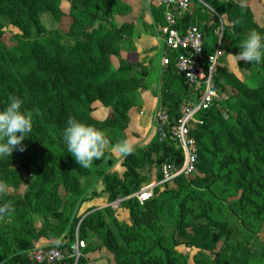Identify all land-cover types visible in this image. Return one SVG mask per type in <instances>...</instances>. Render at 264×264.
Wrapping results in <instances>:
<instances>
[{"label":"trees","instance_id":"trees-1","mask_svg":"<svg viewBox=\"0 0 264 264\" xmlns=\"http://www.w3.org/2000/svg\"><path fill=\"white\" fill-rule=\"evenodd\" d=\"M64 1L0 0V108L9 95H16L33 112L30 137L15 146L9 157L0 158V182L16 189L25 187L22 195L0 196V203L13 207L11 218L0 217V264H37L26 254L42 240L56 242V248L69 256L77 238L87 243L78 264H90L87 256L101 249L113 256L114 264H189L188 255L178 249L181 246L196 250L194 264H248L239 246L236 263L222 259L219 244L231 232L212 214L221 206L249 210L254 221L264 220V63L238 61V67L252 75V88L219 62L216 86L230 93L233 101L225 111L227 118L216 103L203 113L202 123L191 131L198 150L197 172L157 187L153 198L141 204L133 196L151 178L143 177L140 170H155L161 180L162 165L182 164L177 145L161 143L153 136L124 157L125 172L120 176L111 172L113 163L106 150L92 167L84 169L62 140L69 117L126 138L135 95L148 84L137 65L121 61L114 70L113 57H120L128 39L123 29H104V25L114 14L127 15L130 8L122 0H71L74 20L70 32L61 37L47 32L44 17H60ZM150 8L154 21L166 26L165 8L156 0H150ZM191 8L193 14L177 21L176 28L184 33L192 24L204 33L205 58L215 53L222 27L221 49L230 39L243 40L252 30L264 33L242 1L211 2L215 13L198 0H192ZM8 27L19 31L13 35L16 46L12 48L3 42ZM191 92L172 61L162 75L161 106L177 118L181 105L193 101ZM96 104L112 108L106 120L91 116ZM54 145L64 153L56 154ZM86 176L104 183L107 204L119 202L118 209L91 208L85 217H77L86 201L81 183ZM219 186L233 187L235 195L220 203L214 195ZM165 213L176 221L177 234L171 238L164 232ZM93 238L101 244H91ZM57 264H75V260L67 258Z\"/></svg>","mask_w":264,"mask_h":264},{"label":"rangeland","instance_id":"rangeland-1","mask_svg":"<svg viewBox=\"0 0 264 264\" xmlns=\"http://www.w3.org/2000/svg\"><path fill=\"white\" fill-rule=\"evenodd\" d=\"M122 1L126 5H128V7L130 8V12L127 15L114 14L110 17L109 20L110 22L104 25V29H110V30L123 29L126 34V39H128L124 44V50L122 51L120 57L119 58L113 57L112 62L114 65V70L118 69L121 61H127L130 65H137L138 67H140L139 74L146 75L145 77L147 78L148 75L147 71L150 69L152 70L154 62L156 61L155 62L156 65L158 59L160 61V58L162 59L163 57V55H161V49L164 48V45L162 47L163 32L165 27L167 26V23L166 26H163L161 22L158 24L156 20L154 21V18L151 14L150 0H122ZM198 1L201 2V4H203L205 7L210 9V11H212L213 13H215V11L211 8V2L218 1V2L227 3L229 1H233L237 3L239 1H242L243 5L251 10L253 14L254 22L259 27L264 28V0H198ZM71 8H72L71 0H65L62 4L63 14L60 17L54 18L49 15H46L44 17V21L48 33L54 32L55 34H58L61 37H63L64 35H67L70 32V26L74 20L73 17L70 15ZM193 11H195V9L193 8L189 9L185 14L177 11V14H175L176 23L177 21L180 22V20L183 19L185 15H192ZM147 18L149 19L148 21ZM162 19L163 21L165 20L166 22L165 13ZM185 25H187V23H185ZM187 26L188 28H190L196 25L188 24ZM5 31L6 34L3 38V42L9 48L15 47L16 44L12 39H13V35L19 34V31L12 27H8ZM218 33L220 34V38H222L223 27L218 31ZM151 36H154L155 38L158 39L157 47L152 49L149 48L150 44L146 43L147 37L150 38ZM128 41H131L130 43L131 45L127 43ZM241 41L242 40L230 39L226 43V47L222 49L223 56L219 62L220 65L229 68L242 82H244L249 87L253 88L255 87V82L252 75L246 71L241 70L238 67L239 60H237L235 56L236 54H238L236 48L239 47ZM143 48H146V50L143 51ZM153 55L154 57L152 58ZM159 69L161 71V80H162V75L165 71V68H163L162 66V62L159 66ZM161 88H162V81H161ZM232 103H233L232 95L230 93L224 92L222 90L218 91V99L216 105L221 106L222 114L226 118L227 116L225 114V111L226 109H228V107L232 105ZM95 107L96 110L92 111L91 116L96 117L101 121L106 120L110 116L112 108H105L101 104H96ZM160 107L162 106L160 105ZM131 115L133 117L131 118V120H133L137 115L136 106L132 109ZM131 123L132 121L130 122V124ZM152 133H153L152 136L156 135L154 126ZM105 135H108L109 137L108 140L109 143L105 146V150L107 151V153H109L110 155L109 159L113 163V166L115 164L118 165L119 160L124 158L125 156H121L119 153L114 152L112 150V145L118 142L122 138H120L112 130H108ZM143 135L144 134L139 133L137 130L135 132L134 130H132V132L129 133V136L126 133V139L129 140V142L133 146V149H135L137 146L141 145L142 140L144 139ZM52 150L56 154L64 153L58 145H54L52 147ZM117 168L119 169V165L117 166ZM142 170L144 173V171L145 172L148 171V167H145ZM150 173H152V171H150ZM99 182L100 180L95 176L83 177L81 180L83 186L82 189L85 191V193L88 194L90 190L93 188L94 183H99ZM24 190H25L24 186H22V188L20 189H16L12 186H7V191L5 193L11 195H22L24 193ZM214 195L217 198V200L220 203H222L224 201V198L231 199L230 196L235 195V189L233 187L226 189L224 186H219L214 190ZM67 197L68 196L65 195L64 199H67ZM238 198L239 196H236V199ZM206 201H210V200L207 198ZM118 204L119 203L115 204L114 206L112 205L109 206H112L113 209H118L119 206ZM202 208L203 210H206L205 207ZM81 209L82 207L77 210L76 213L77 217H85L87 211H82L81 214L80 213ZM214 211L215 212L212 214L213 219L215 221H221L222 223H225L228 226L229 231L231 232L230 237L228 239L226 238L222 239L219 244V250L221 252L222 259L224 261L236 263L239 258V254L237 251V247L239 246L241 252L244 253L246 257L249 259L248 264H264V220L263 222L254 221L253 217L251 216V212L249 210H246L244 212H238V211H233L231 208H224L218 206L216 207V209H214ZM199 215L202 217L203 213H199ZM163 224H164V232L167 235V237L171 238L175 234H177L176 221L170 218L166 213L163 218ZM36 225L40 226L39 217H36ZM178 239L179 241H183L180 238ZM90 242L93 245L101 244V242L96 238L91 239ZM83 243L87 246L86 242ZM38 244L40 247H55V248L57 245L56 242L49 240H42ZM178 249L180 250L181 253L188 255L189 264H194V262L197 260L195 259V255L197 254L195 249L186 248L184 246H181ZM87 259L89 260L90 264H114L113 256L107 253L104 249H101L96 253L89 254L87 256ZM198 259L204 260L203 257H199Z\"/></svg>","mask_w":264,"mask_h":264},{"label":"built area","instance_id":"built-area-1","mask_svg":"<svg viewBox=\"0 0 264 264\" xmlns=\"http://www.w3.org/2000/svg\"><path fill=\"white\" fill-rule=\"evenodd\" d=\"M156 1L165 8L167 23L163 32L165 53L162 57V66L167 68L172 61L174 62L176 72L192 91L193 101L181 105L177 118H174L163 107L156 109L153 116L156 136L161 143L169 142L177 145L183 161L181 165L164 164L161 166L162 179L150 182L133 196L141 204L153 198L157 187L178 178H189L197 172L198 150L191 131L195 125L202 123L201 115L209 111L217 102L218 88L214 80V73L223 56L222 38L215 53L205 58L204 33L197 26L188 28L184 33L179 32L176 28L173 11L186 12L192 0ZM85 248L86 245L77 238L71 247L69 256L55 247H37L28 252L26 257L37 264H57L67 258L74 259L75 264H78Z\"/></svg>","mask_w":264,"mask_h":264},{"label":"clouds","instance_id":"clouds-1","mask_svg":"<svg viewBox=\"0 0 264 264\" xmlns=\"http://www.w3.org/2000/svg\"><path fill=\"white\" fill-rule=\"evenodd\" d=\"M237 60L257 65L264 63V33L250 31L240 42ZM24 101L16 95H9L7 103L0 108V158L9 157L15 146L21 144L33 127V112L24 108ZM66 151L76 164L84 169L93 166L94 160L104 156L105 146L109 143L104 131L86 124L74 117H69L62 132ZM23 151V148L20 149ZM112 150L121 156H128L133 146L128 139L122 138L112 145ZM7 191V186L0 183V196ZM13 207L10 203H0V217L11 218Z\"/></svg>","mask_w":264,"mask_h":264},{"label":"crops","instance_id":"crops-1","mask_svg":"<svg viewBox=\"0 0 264 264\" xmlns=\"http://www.w3.org/2000/svg\"><path fill=\"white\" fill-rule=\"evenodd\" d=\"M149 16V15H147ZM149 19L147 18V21ZM158 39L154 36H151L150 38L147 37V44H150V49L157 47V41ZM146 44V45H147ZM164 43L162 41V47ZM139 49V48H138ZM137 49V50H138ZM142 50V49H141ZM146 50V48H143V51ZM165 53V46L161 49V55H164ZM144 57V56H143ZM154 55L152 56V58ZM152 60V59H150ZM155 61V60H154ZM156 62V61H155ZM155 62L153 64V69H149L147 71V84L148 87L145 90H140L135 95V102H136V108H137V115L132 121V123L129 126V129L127 131V134L129 136V133L134 130V132L137 130L139 133L144 134V139L142 140L141 144L146 145V143L153 137V116L157 108L160 107V90H161V71L159 69V66L162 62V59L160 58V61L158 59V62L155 65ZM160 62V63H159ZM131 118L132 115H131ZM123 159L119 160V169L117 168V164L113 166L111 169V172H117L120 176H123L125 169L122 166ZM149 171V172H148ZM148 171L140 170V173L143 177L151 178V181H157L156 173L152 171L150 173V169L148 168ZM105 191V185L100 180L99 183H94L93 188L90 190V192L86 196V201L82 205L81 214L82 211H88L91 208H97V209H104L105 206H109L107 204V198L104 195ZM87 213V212H86ZM38 247L39 244H38Z\"/></svg>","mask_w":264,"mask_h":264}]
</instances>
